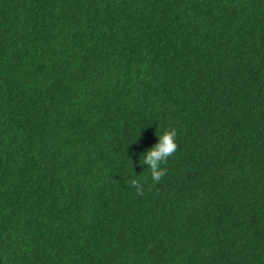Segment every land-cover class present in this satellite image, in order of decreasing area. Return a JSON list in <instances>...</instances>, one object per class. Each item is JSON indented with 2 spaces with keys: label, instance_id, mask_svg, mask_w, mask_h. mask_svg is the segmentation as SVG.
Segmentation results:
<instances>
[{
  "label": "trees",
  "instance_id": "obj_1",
  "mask_svg": "<svg viewBox=\"0 0 264 264\" xmlns=\"http://www.w3.org/2000/svg\"><path fill=\"white\" fill-rule=\"evenodd\" d=\"M0 264H264V0H0Z\"/></svg>",
  "mask_w": 264,
  "mask_h": 264
},
{
  "label": "clouds",
  "instance_id": "obj_2",
  "mask_svg": "<svg viewBox=\"0 0 264 264\" xmlns=\"http://www.w3.org/2000/svg\"><path fill=\"white\" fill-rule=\"evenodd\" d=\"M175 137L174 129L164 131L162 134L157 135V143L141 155L142 161L140 157V162L146 164L147 169L150 170L151 179L154 183H158L165 175L163 165L177 148ZM138 183L136 180L132 181L134 186H138Z\"/></svg>",
  "mask_w": 264,
  "mask_h": 264
}]
</instances>
